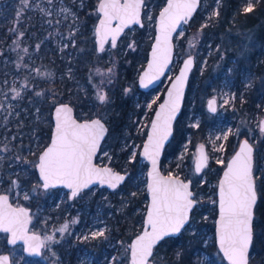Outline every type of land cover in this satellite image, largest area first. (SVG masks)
I'll return each instance as SVG.
<instances>
[{"label": "rangeland", "instance_id": "1", "mask_svg": "<svg viewBox=\"0 0 264 264\" xmlns=\"http://www.w3.org/2000/svg\"><path fill=\"white\" fill-rule=\"evenodd\" d=\"M85 1L52 0L49 3V0H28L25 6L21 3V0H0V21L2 23L7 21L9 24L6 31V40L8 38L11 40L7 44H5L6 40H3L2 47H0V161L9 158V167H16L15 171L14 169L9 171V179L10 175L14 174L11 181L9 180L10 182L6 181L8 180L7 177L0 176V193H9L13 202L17 205H24L33 196H36V200H41V202L43 198L49 197L50 202L48 209L37 208L32 211V229L41 233L45 241L44 254L39 258V261L28 259L30 257L27 258L24 254L22 246L8 248L6 239L0 235V252L5 250L4 247H7L13 260L16 259L13 264H59L60 261H63L62 254L64 250H67L65 252L69 255L74 247L77 248L75 264H114L116 260L123 261L122 259L125 258L126 261H129L130 259V243L127 242L126 238H113L111 232L114 229L113 227L116 226L114 223L118 220V214L124 215L125 209L135 203L133 197L146 188V173H141L134 179L132 189L119 190L111 194L109 191L99 192V188L96 187L73 199L70 198L69 192L65 189H58L57 192L48 190L49 193L43 195L39 190L40 186L42 187L41 182L33 189H28L16 176L19 171L20 174L26 176L27 171L33 165V159L27 157V155L35 154L41 146V135L37 131V125L40 123L39 121H44V114L40 113L39 109L35 107L36 103L32 98H29L27 93L31 88L39 87L41 81L54 77L55 69L52 63L55 62L45 60L46 53L49 59H55L51 56H56L58 58L57 64L65 68V76L75 81V60L79 52L82 51L83 53L85 49L83 44L76 48L78 42L75 36L82 30L81 17L77 11V6L83 8L86 4ZM219 3L220 0H217L216 6L211 7L209 6V0L204 1L201 6L204 18L202 26L209 24L210 20L217 16L214 13L218 11ZM248 3L253 5V0H248L246 6ZM61 9H68L69 12H63ZM28 14L37 18L40 25L39 35L33 47H31L30 42H26L24 39L27 32L20 29V21ZM157 14L155 4H149L145 0V32L143 39L136 37L135 34L139 28H134L129 35L130 40L121 39L116 48L121 50L126 46V51L129 50L142 56L145 45L147 43L152 44L154 40ZM186 32L187 24L183 25L176 38L179 39ZM90 34L95 38V28L91 30ZM198 37L201 38L200 34L194 35L183 46L180 45L181 52L176 54L173 68L159 88L141 95L135 92L130 85L125 86V89H123L124 94L130 98L134 96V100L138 102L136 107L144 105L145 112L140 120L133 119L132 126L135 130L133 136L122 138L121 143L124 148L131 147L135 154L139 151V140L135 136L136 133L142 134L147 127L149 128L152 119L149 120L148 116L155 103L164 93L170 79L177 73L182 61L189 55H194L198 60L195 52L197 50L198 53H201L203 50V47H198L200 46L199 42L194 40ZM190 42L194 46H191ZM207 47V55L218 49L225 50L224 47L221 48L222 46L219 47V45L212 47L211 43H208ZM249 47L250 43L246 41L243 44V50L245 48L252 50ZM111 50L110 47H107L105 52L111 55ZM11 53L16 55L17 62ZM98 60L99 58L96 57L95 64L98 68L95 67L90 78L92 87L95 89V100L80 108L78 116L85 119L90 115L92 118L98 116V111L101 110L102 118L110 120V111L107 110L111 102L109 90L110 88L113 89L112 86L120 72L118 57L112 55L109 60L111 64L107 68H104ZM206 61L207 59L202 61V68H205ZM131 63L132 61L129 59L127 64L131 65ZM23 67L26 68L27 74H22L18 70ZM97 69L106 74L103 77L105 80L103 85H99L102 77L97 75ZM109 69H111V73L108 72ZM214 69L218 70V65ZM109 76L111 77L110 83L107 82ZM98 85L107 96V101L104 104H101L97 98ZM208 87V85H203L200 88L193 86L188 94L190 105L187 122L189 125H198L194 126L195 128H200L199 125L202 122L203 130L197 133L198 138L195 143H193L192 136L188 134L178 156L169 158L168 166H166L170 168V164L175 163L174 168L169 171L170 174H177L186 179H191L193 182L196 176H200L199 185L201 186L207 183L206 170L210 166L200 175L195 173L194 163L199 144L207 145L209 163L215 161L220 164L225 161L226 145L230 136L235 135L236 139H239L240 135L244 133L249 134L250 139L256 141L259 138H264V132L260 131V122L264 116L252 120V123L232 116L228 120L224 119L228 107L229 110L233 109L232 104L235 97L229 81L224 80L221 87L213 85L211 90L205 93ZM13 89L16 91L14 92ZM16 92H19L20 95L16 96ZM212 96L219 99V111L214 115L206 109V102ZM15 138L17 139V145L13 147L12 142ZM108 144L107 142L105 146H108ZM9 149L13 151L10 152ZM110 153V149L107 148L97 159L98 163L110 165L112 159ZM35 165H37L36 162ZM212 171L213 168L210 167L208 172ZM13 181L16 183L13 184ZM208 185L213 188L216 182L212 181ZM25 194H27V199H25ZM195 197L199 201L203 194L197 196L195 191ZM61 208L64 209L62 213L59 211ZM141 210V207H136L135 213ZM204 217H209V214H204ZM74 219L78 222L73 223ZM64 224H68V231L60 233L58 229ZM193 225L192 229L195 228V224ZM97 230H104L106 238H92L91 233ZM53 234L58 242L45 240L47 236ZM85 236H88V239H84ZM212 236L213 233L205 228L202 237L211 239ZM90 244L91 246L88 247ZM111 251L112 253L109 255ZM200 260L208 261V257L203 254Z\"/></svg>", "mask_w": 264, "mask_h": 264}, {"label": "trees", "instance_id": "2", "mask_svg": "<svg viewBox=\"0 0 264 264\" xmlns=\"http://www.w3.org/2000/svg\"><path fill=\"white\" fill-rule=\"evenodd\" d=\"M98 1L99 0H86V4L83 8L77 6V11L81 17L82 30L75 36L78 42L76 48L83 44L85 49L83 53L82 51L79 52L75 60V81L65 76V68L57 64L58 58L56 56H51L56 60L49 59L46 53L45 60L55 62L52 63L55 69L54 77L41 81L39 87L36 86L31 88L27 93L29 98H32L36 103L35 107L39 109L40 113L44 114V121H39L40 123L37 125V131L41 135V146L35 154L27 155V157L33 159V165L29 171H27L26 176L20 174V171L16 175L28 189H33L40 183L35 162H38L40 152L50 142L53 128L52 110L55 105L62 102L71 103L75 107L78 115L80 113V108L95 100V89L92 87L90 78L95 67L98 68L95 64L96 57L99 58L98 62L104 68H107L111 64L109 61L111 56L116 55L118 57V69L120 71L116 78V82L113 86L111 85L113 89L110 88L109 90L111 102L107 110L110 111L111 119L105 120L109 124V135L105 144L107 142L109 144L108 146L104 144L98 159L101 154L109 148L112 156L110 166L117 171L129 174L127 182L116 191L132 189L134 179L141 173H147L148 164L140 157V149L147 136L148 127L142 134L136 133L135 135L139 140V151L135 154L134 159L130 160L129 158V154L133 153V149L131 147L124 148L121 142L122 138L125 139V137L129 138L133 136L135 130L132 126L133 119H136V121L140 120L145 112L144 105L136 107L138 102L134 100V96L131 98L127 97L123 89H125V86L130 85L134 88L135 92L141 95L146 94L139 90L137 79L140 71L146 64L151 43L145 45L142 56L138 53L130 52L129 50L126 51V46L121 50L119 48H111V55L105 52V50L102 53H98L96 50L95 38L90 34L91 30L95 28L99 17L97 12ZM204 1L207 0H202V4ZM247 1L248 0H220L218 5L219 14L213 17L206 27L202 26L204 24V18L200 9L193 20L187 24L186 34L179 39L176 38L175 42L176 54H178L181 52L180 45L183 46L184 43L186 44L194 35L197 36L200 34L201 38L198 37L194 40L199 42L200 46L198 47H203V50L201 53H198L197 50L195 52L198 56V62L193 71L190 89L193 86L200 88L203 85H208L209 87L205 90V93H207L211 90L213 85L221 87L223 86L224 80L229 81L235 97L232 104L233 109L229 110L228 107L224 119L228 120L232 116L233 118H240L252 123V120L264 116V0H253V11L251 13H245L243 11ZM165 2L166 0H147V3L155 4L156 13L159 12L161 9L160 7L163 6ZM216 2L217 0H209V6L215 7ZM20 22V29L27 32V35H24V39L26 42H30L31 47H33L40 31L37 18L28 14L24 16V19ZM8 26L9 24L7 21L3 23L0 21V47H2V41L7 38L6 31ZM135 28H139L135 34L136 37L142 40L145 32L144 27ZM132 32V29L128 30L122 39L129 41V35ZM9 41L11 40L8 38L5 44ZM246 41L250 43L249 48H252V50H247L246 48L243 50V44H245ZM208 43H211L212 47L218 45L219 47L222 46L221 48L224 47L225 50L221 51V49H218L207 55ZM12 56L16 60V55L12 54ZM129 59L132 61L131 65L127 64ZM204 59H207V61L205 68H202L201 64ZM216 65H218V70L214 69ZM18 70L22 74H27L25 67ZM37 93H40V95H37ZM163 97L164 93L155 103L154 108L148 116L149 120L152 119L154 111ZM98 116L101 118L103 117L101 110L98 111ZM186 116L184 111L176 122L174 136L164 153L162 168L165 173L170 174L169 171L174 168L175 163L170 164V168L166 167L168 166V159L178 156L186 141L187 135L190 134L193 138V143H195V140L198 138L197 133L203 130V125L199 129L187 126ZM79 118L84 119L83 117ZM90 118L91 116L89 115L85 119ZM245 137L249 138V134L242 133L239 139H236L235 135L229 137L226 145L225 161L220 164L215 161L209 163L208 167H212L213 171L208 172L210 167L206 170V184L202 186L199 185L200 176H196L193 182V188L197 196L203 194V197L199 199L198 205L193 212L192 220L182 235L177 238L165 239L156 248L153 257L154 264H228L218 248L215 236V222L218 216L217 189L219 178L228 159L239 145L241 139ZM16 140L15 138L12 142L13 147L17 145ZM254 145L256 147L254 174L259 201L255 209L254 240L251 249L250 264H264V138H259L258 141L254 140ZM9 150L10 152L13 151L12 149ZM9 164V158H6L5 161H0V176L7 177L8 180L6 181L8 182H10L14 176V174L10 175L9 179L10 169L16 170V167L10 168ZM212 181L216 182L213 188L208 185ZM39 190L45 195L48 194L49 191L57 192L58 189L47 191L40 186ZM103 191L109 190L99 188V192ZM116 191H109V193L113 194ZM36 198V196L31 197L24 205L31 208L32 211L37 208L48 209L50 207L49 197L43 198L42 202L41 200H36ZM133 200L135 203L125 209L124 215L118 214V220L114 223L116 226L113 227L114 229L111 232L113 238H126L129 243H131L132 239L142 230L148 203L147 189L144 188L142 192L133 197ZM136 207H141L142 210L135 213ZM59 211L62 213L64 209L61 208ZM207 213L209 217L206 218L204 214ZM193 224H195L194 229H192L194 226ZM205 228H208L210 232L213 233L211 239L202 237ZM0 235L4 236L5 239L7 238L5 234ZM90 246L91 244L88 245V247ZM65 251L67 250H64L62 254L63 261H60L59 264H75L77 248L74 247L69 255ZM111 253L112 251L109 255ZM203 254L208 257V261L204 262L200 260ZM28 259L39 261V259ZM122 260L123 261L116 260L114 264H129V261H126L127 259L124 258ZM13 261H16V259Z\"/></svg>", "mask_w": 264, "mask_h": 264}, {"label": "snow or ice", "instance_id": "3", "mask_svg": "<svg viewBox=\"0 0 264 264\" xmlns=\"http://www.w3.org/2000/svg\"><path fill=\"white\" fill-rule=\"evenodd\" d=\"M51 2L52 0H49V3ZM21 3L26 6L28 0H21ZM142 4L143 0H125L124 3H121L120 0H103L99 4V11L104 15V19L100 22L99 51H104V44L109 34L112 38L111 47L114 48L115 40L124 27L132 23H140ZM196 6L197 0H179V2L169 0L168 6L161 12L160 34L156 38L155 48L152 52L153 63L149 65V71L155 70V76L163 71L170 59L172 32L176 30L181 20L187 23V19L191 17ZM61 11L69 12L68 9H61ZM243 11L251 13L253 5L248 3ZM218 14V11L214 13V15ZM113 20L119 22L116 28H111ZM192 64L193 59L189 56L184 62L180 76L172 85L173 91L168 93V101L160 106V111L156 114L155 122L151 125V134L148 136L147 145L144 148V156L152 163V173H150L152 182L148 186L151 192V203L146 219L148 227L131 246L132 264H149V257L152 256L154 246L165 237L180 233L196 202L192 198L193 192L189 189V183L172 175L161 176L156 168L164 142L171 135L172 121L179 111L184 83ZM96 72L98 76L102 77L99 85H103L105 83L103 77L106 74L102 73L100 69H97ZM108 72L111 73V69ZM144 76L147 79L142 78L141 84L147 87L155 76L150 77L148 72ZM107 82H111L110 76ZM99 85L97 86V98L101 104H104L107 101V96L101 91ZM13 91L16 90L13 89ZM19 95L20 93L16 92V96ZM215 105V99L208 102V108L213 113L216 112ZM71 111V108L67 106L56 108L54 139L51 146L39 156L36 165L43 180L42 186L48 189L62 184L72 190L73 198L97 181L101 184L107 183L113 189L116 188L125 179V176L113 172L110 168H99L93 164L100 141L107 131L105 125L100 119L77 123L72 119ZM260 131L264 132V121L260 122ZM217 138L219 139V137ZM252 154L253 148L245 140L219 185V244L230 264H248L254 207L258 198L252 172ZM129 158L130 160L134 159L135 153H130ZM202 166V164H198L196 171L199 172ZM15 183L13 181V184ZM27 198V194H25V199ZM27 216L25 209L13 208L8 203V196L0 195V230L11 233L12 243H15L17 238L24 239L26 243L32 240L39 241L36 245L29 244V250L39 254V249L44 246L45 241H40V238L35 235L26 236ZM77 222V220H73V223ZM68 227V224H64L58 231L64 233L68 231ZM91 236L94 239L105 237V231H94ZM84 239H88V236H85ZM45 240L58 242L55 240L54 234L47 236ZM8 259L7 256H0V264H8Z\"/></svg>", "mask_w": 264, "mask_h": 264}, {"label": "water", "instance_id": "4", "mask_svg": "<svg viewBox=\"0 0 264 264\" xmlns=\"http://www.w3.org/2000/svg\"><path fill=\"white\" fill-rule=\"evenodd\" d=\"M103 2V0H99L98 1V4H97V12H98V20L96 22V25H95V43H96V50L98 53H102L101 51H99V44H100V22L104 19V15L102 12L99 11V4ZM121 3H124L125 0H120ZM168 2L169 0H166L165 4L161 7V9L159 10L158 14H157V18H156V24H155V36H154V40L151 44V47L149 49V52H148V58H147V62L144 66V68L140 71L139 75H138V79H137V83H138V87H139V90L142 91V92H145V93H148V92H151L152 90H155L157 88H159L165 81V79L168 77L169 73L171 72L172 68H173V65L175 63V58H176V42H175V39L177 37V35L179 34L181 28L183 27V25H186L188 23H190L193 18L196 16L197 12L201 9V6H202V0H197V6L195 8V10L192 12L191 14V17L187 19V23L184 22V20H181L179 25L177 26L176 30L174 32H172V35H171V55H170V59L168 61V63L166 64V66H164L163 68V71L160 72V74L158 76H155V70H153L152 72L149 71V65L153 63V56H152V52L155 48V44H156V38L159 36L160 34V14L161 12L163 11V9L165 7L168 6ZM177 2H179V0H177ZM144 8H145V0H143V4H142V7H141V10H140V23L139 24H136V23H132V24H129L127 25L126 27L123 28V31L120 32V34L117 36L116 40H115V47H117V45L119 44V42L121 41V39L125 36V34L127 33L128 30L130 29H133L135 27H144L145 26V21H144ZM119 22L116 21V20H113L111 22V28H116L118 26ZM111 44H112V38H111V35L109 34L107 39H106V42L104 44V50L110 46L111 47ZM113 48V47H111ZM104 52V51H103ZM191 56V58L193 59V64L191 66V69L190 71L187 73V79L184 83V87H183V96H182V99L180 101V108H179V111L178 113L176 114V118L172 121V132H171V135L168 136L167 140L164 142V146L163 148L161 149L160 151V154H159V157L157 159V165H156V168H157V171L159 172V174L161 176H164V177H167L168 175H172V174H168V173H165L163 171V168H162V160H163V157H164V153L168 147V145L170 144V142L172 141V138L174 136V130H175V124L176 122L178 121V119L180 118L181 114H182V111L184 109V105H185V101H186V96H187V91H188V88H189V84H190V80H191V76H192V73H193V70L195 69L196 67V58L194 55H189ZM189 56H187L181 63L180 65V68L178 69L177 73L174 75V77L169 81L167 87H166V90L164 92V97L162 99V101L157 105L155 111H154V114H153V117H152V120H151V123H150V126L148 128V132H147V136L143 142V145L140 149V157L148 164V169H147V186H146V189H147V193H148V203H147V209H146V212H145V216H144V220H143V226H142V230L132 239L131 243H130V259H129V264H132V251H131V246L135 243L136 239L138 238V236L142 235L143 234V231L148 227L147 224H146V219H147V212L150 210V203H151V192L149 190V184H151L152 182V177L150 175V173H152V163H151V160L146 158L144 156V148L145 146L147 145V140H148V136L151 134V125L153 122H155V117H156V114L160 111V106L165 104L166 101H168L169 99V96H168V93L170 91H173V88H172V85L175 83L176 79L180 76V73L181 71L183 70L184 68V62L189 58ZM148 72L149 73V76L152 77V76H155V78L151 79V81L148 83L147 87H144L142 84H141V79L144 78V79H147L145 78L144 74ZM212 99H215L216 98H211L209 99L212 100ZM208 101V102H209ZM60 106H67L69 108H71V117L73 120H75L77 123H85V122H91L92 120L94 119H100L101 122L105 125V128H106V133L103 137V139L100 141V144H99V147L97 149V152L95 154V157L93 159V164L96 166V167H99V168H110L113 170V172L115 173H118L120 175H123L125 176V179L120 183L118 184V186L116 188H111L108 186L107 183H104V184H101L99 183V181L89 185L88 188H85L83 189L80 194L84 191H87V190H91L93 188H96V187H99V188H102V189H107L109 191H116L118 188H120L122 185H124L128 178H129V174L126 173V172H121V171H117L115 170L112 166L110 165H105V164H100L98 163L97 159H98V156L99 154L101 153V149L102 147L104 146L105 144V141L106 139L108 138V135H109V124L107 123V121H105V119L99 117V116H95V117H92L90 119H80L79 116L77 115L76 113V109L75 107L71 104V103H68V102H62V103H59L57 105H55V107L53 108L52 110V121H53V128H52V131H51V138H50V142L48 143V145L40 152L39 156L42 154L43 151H45L48 147L51 146V143H52V140L54 139V132H55V124H56V118H55V112H56V108L57 107H60ZM216 112L218 110V105H217V100H216ZM209 110V108H208ZM209 112H211L209 110ZM214 112V113H216ZM213 113V112H211ZM213 113V114H214ZM264 121V118L263 120ZM247 141L249 145L252 146L253 148V154H252V172H253V176L255 178V174H254V168H255V146L252 144L251 141H249L248 139H244L240 142L238 148L236 149V151L232 154V156L229 158L228 162H227V165L225 166L223 172H222V175L219 179V182H218V189H217V197H218V216H217V219H216V222H215V236H216V242H217V245H218V248L222 254V256L224 257L225 261L230 264V261L228 260V258L224 255L223 253V250L220 248V244H219V215H220V211H219V185L221 183V181L223 180L224 178V173L227 171L228 167L231 165V161L235 158V156L240 152V149L241 147L243 146V143L244 141ZM38 161H39V158H38ZM38 164V162H37ZM198 164H202L203 166L201 167V170L199 172L196 171V167ZM209 165V154H208V149H207V145L206 144H199L197 146V155H196V158H195V163H194V169H195V173L197 175H200L203 173V171L208 167ZM36 172H37V175H38V178L41 182V185H43V180L41 179L40 177V173H39V169L38 167L36 166ZM173 177H178L180 180L184 181L185 183H189V189L190 191L193 192V200L196 201L191 212L189 213V219L187 221V223L185 224L184 228L181 229L180 233L179 234H175V235H172V236H168V237H165L163 240L159 241L153 248V251H152V256L149 257V264H154L153 262V257H154V254H155V250L156 248L165 240V239H168V238H177L179 236L182 235V233L187 229V227L189 226L191 220H192V215H193V212L195 210V208L197 207L198 205V200L196 199L195 197V190L193 188V181L191 179H185L181 176H178V175H172ZM255 183H256V178H255ZM42 188L44 190H51V189H65L66 191H68L70 193V197L73 198L71 196V189L65 187L64 185L62 184H59L57 185L56 187H49L48 189H45L43 186ZM256 188H257V183H256ZM79 194V195H80ZM0 195H7L8 196V203L13 207V208H23L25 209V211L27 212L28 216H27V225H26V236H37L40 238V241H44V238H43V235L41 233H38L36 231H34L32 229V221H33V217H32V210L31 208L25 206V205H17L13 202L11 196L9 193H0ZM78 195V196H79ZM77 196V197H78ZM257 203L254 207V215H253V222H252V241H251V244H250V247H249V253H248V264H250V255H251V249H252V245H253V240H254V221H255V209H256V206L258 204V201H259V194H258V190H257ZM23 219V218H22ZM0 233H4L7 235V245L8 247L10 248H13V247H17V246H22L23 247V252L24 254L27 256V257H30V258H34V259H39L42 257L43 255V251H44V247H45V243H44V246L41 247L39 249V254H36L32 251L29 250V244H32V245H36L37 243H39V241H36V240H32V241H29V242H25L24 239H20V238H17L15 243H12L11 240H12V236H11V233H8V232H3L2 230H0ZM1 256H7L9 259H8V264H12V257H11V254L10 253H6L4 255H1Z\"/></svg>", "mask_w": 264, "mask_h": 264}, {"label": "flooded vegetation", "instance_id": "5", "mask_svg": "<svg viewBox=\"0 0 264 264\" xmlns=\"http://www.w3.org/2000/svg\"><path fill=\"white\" fill-rule=\"evenodd\" d=\"M108 47H110V46H108ZM110 48H111V47H110ZM105 50H106V49H105ZM195 58H196V57H195ZM197 62H198V60L196 59V66H197ZM195 68H196V67H195ZM193 71H194V70H193ZM192 75H193V73H192ZM173 77H174V76H173ZM173 77H172V78H173ZM172 78H171V79H172ZM191 78H192V76H191ZM171 79H170V80H171ZM190 83H191V80H190ZM167 85H168V84H167ZM190 90H191V89H190V84H189V88H188V91H187V96H186V101H185L184 109H183V111H182V113L185 111V113H186V115H187V116H186V121H187V117H188V113H189L188 110H189L190 102H188V94H189ZM213 97L216 98V100H217L218 110H217L216 113H214V114H217L218 111H219V99H218L216 96H212V97H209V98H208V100H207V102H206V109H207V111L209 112V110H208V101H209V99H211V98H213ZM209 113H210V114H213V113H211V112H209ZM214 114H213V115H214ZM181 115H182V114H181ZM263 118H264V117H263ZM262 120H263V119H262ZM262 120H261V121H262ZM202 124H203V123L201 122V125H202ZM201 125H199V126L201 127ZM187 126H192V127H194L193 125H189L188 122H187ZM194 128H195V127H194ZM195 129H199V127L195 128ZM244 139H248V140L251 141L252 144L254 145V140H253V139H250V137H249V138H248V137H245V138L241 139V141L244 140ZM241 141H240V142H241ZM239 144H240V143H239ZM238 146H239V145H238ZM238 146H237V148H238ZM254 146H255V145H254ZM237 148H236V149H237ZM236 149H235V151H236ZM235 151H234V152H235ZM234 152H233V153H234ZM255 153H256V147H255ZM231 156H232V155H231ZM231 156H230V157H231ZM228 160H229V159H228ZM255 160H256V159H255ZM227 162H228V161H227ZM226 165H227V163H226ZM221 175H222V174H221ZM220 177H221V176H220ZM219 179H220V178H219ZM51 190H52V189H51ZM53 190H57V189H53ZM47 191H48V190H47ZM84 192H85V191H84ZM82 193H83V192H82ZM82 193H81V194H82ZM81 194H80V195H81ZM69 195H70V193H69ZM70 198H71V197H70ZM72 199H73V198H72ZM0 234H4V233H0ZM5 235H6V234H5ZM6 236H7V235H6ZM6 246L8 247V245H7V238H6ZM7 247H4L5 250H4L3 252H0V256H1V255H4V254H6V253H9ZM8 248H10V247H8ZM13 248H14V247H13ZM43 254H44V251H43ZM11 257H12V256H11ZM13 262H14V261H13V258H12V264H13Z\"/></svg>", "mask_w": 264, "mask_h": 264}]
</instances>
